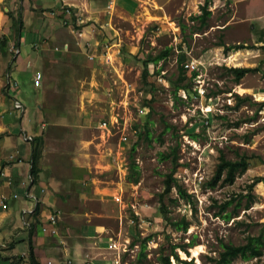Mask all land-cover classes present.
I'll return each mask as SVG.
<instances>
[{
	"label": "rangeland",
	"instance_id": "1",
	"mask_svg": "<svg viewBox=\"0 0 264 264\" xmlns=\"http://www.w3.org/2000/svg\"><path fill=\"white\" fill-rule=\"evenodd\" d=\"M205 1L210 14L201 26L192 16ZM67 2L62 12L70 5L87 30L83 36H68L81 50L52 75L41 122L37 95L28 93L35 113L31 118L45 122L39 124L44 141L34 187L44 190L48 214L57 215L51 252L74 242L88 252L79 254L82 259H75L70 249L60 260L51 254L52 264H87L94 254L105 264H161L160 256L173 244L186 247L187 252L175 249L192 264H210L221 241L240 244L247 235L258 234L262 253L237 256L229 264H264V179L250 189L253 200L246 207L248 184L264 173V105L257 103L264 100V75L247 72L237 82L226 68L254 66L264 57V0H116L111 12L107 0ZM220 41L251 47L226 51ZM167 46L166 57L148 63V80L154 82L148 90L141 76L143 58ZM178 50L194 64L186 68L183 82L195 70L193 86L201 85L205 95L190 98L179 89L181 99L174 98ZM87 53L95 57L89 59ZM235 93L245 96L239 104ZM102 118L108 120L105 126ZM164 121L169 128L164 129ZM174 147L173 175L190 195L189 200L178 197L171 188L163 214L159 194L174 162L159 152ZM236 151L252 155L250 167L232 183L210 186L219 153L235 157ZM131 160L140 172L136 182L128 178ZM232 197L236 199L221 210L220 204ZM182 218L187 224L181 228L176 222ZM15 224L23 225L18 213ZM2 242L0 258L2 250L16 244ZM85 246H92L91 252ZM24 256L13 260L30 264ZM40 263L47 264L46 259Z\"/></svg>",
	"mask_w": 264,
	"mask_h": 264
},
{
	"label": "crops",
	"instance_id": "2",
	"mask_svg": "<svg viewBox=\"0 0 264 264\" xmlns=\"http://www.w3.org/2000/svg\"><path fill=\"white\" fill-rule=\"evenodd\" d=\"M67 1L58 0L54 3L51 0H0V194L4 196L3 201H0V244L2 240L11 243L16 241L12 249L2 250L0 263L3 264H18L13 259L22 255H25L22 259H28L29 235L34 255L41 262L46 259L47 264H52L51 254L57 255L60 260L70 249L75 259H82L79 254L88 252L84 251V245L80 242H74L70 247H60L57 254L51 252L54 244L50 236L56 234L42 230L41 226L49 225L48 203L45 202L44 190L34 187L39 166L36 160L37 169L32 174V139L26 142L23 136L25 133L32 134L33 137L42 134L40 125L45 122L40 124L38 121L42 117L41 106L46 104L45 93L51 87L52 75L59 73L65 63L72 62L71 58L81 50L69 40L68 36L75 37V32H71L62 23L61 5L69 3ZM36 71L42 72L40 86L32 84ZM25 74H28L27 78ZM21 78L27 81L20 83ZM31 92L37 95L38 121L31 118L32 113L35 114L29 100L31 97L28 93ZM17 99L21 107L14 106L13 102ZM14 192L18 193L17 197L13 196ZM23 208L34 210L23 214ZM17 213L23 226L15 224ZM23 219L30 225H24ZM16 247H19L18 251L15 250ZM85 247L91 252L89 248L92 246ZM6 253L8 254L5 255ZM91 256L93 259L86 260L87 264H105V260L96 258L95 254Z\"/></svg>",
	"mask_w": 264,
	"mask_h": 264
},
{
	"label": "trees",
	"instance_id": "3",
	"mask_svg": "<svg viewBox=\"0 0 264 264\" xmlns=\"http://www.w3.org/2000/svg\"><path fill=\"white\" fill-rule=\"evenodd\" d=\"M74 12V11H72ZM210 14V11L207 9V1L201 5V12L198 14H195L192 16L193 18L198 19L199 23L201 26H203L206 21H207V16ZM72 19L75 20V15L72 14ZM17 21V18H16ZM22 23L20 22L19 25ZM219 44L223 45V48L226 51L229 50H237L240 48H249L251 47L249 44L245 42H238L234 44H225L223 41H220ZM264 46V44H262ZM170 46L165 47L164 49H161L159 52L155 54L147 53L146 56L143 58V69L141 72V76L146 84L148 86V90L152 89L154 86V82L148 80L149 75L151 72L148 69V63L150 61L157 63L159 59H162L167 56L170 50ZM162 57V58H161ZM187 56L186 53L182 50H178V55H177V63H178V68H179V73L178 76L175 79L174 82V98L176 99H181L179 95L177 94V90L179 89H184L186 92L187 97L192 96L193 91V77L196 75V71L193 70L190 74L189 82H183V79L186 77V69L183 66V63L186 60ZM264 63V57L259 59V62L254 65V66H229L226 67L234 76L235 80L239 82L240 78L244 76L247 72H252V71H261L262 74L264 75V70H262V64ZM155 73H158V70H156ZM190 81L192 83H190ZM187 83V84H186ZM236 96V104H239L245 99L243 96L239 95L238 93H235ZM259 105H264V100L257 101ZM144 105H147L145 103ZM146 123V121H145ZM169 128V124L164 121V129ZM192 136L194 137L195 134L192 133ZM145 137L147 139H150V131L146 127L145 130ZM32 142V166L30 168L31 173L36 172V160L38 158V155L40 153V147L43 143V135L38 134L34 136L31 140ZM34 144V145H33ZM38 146V147H37ZM134 148V146L132 147ZM39 150V151H38ZM161 158H172L173 160V168L170 169L169 172L166 173L164 177V190L159 194V209L160 211L165 214L166 211V204L164 201V196L167 192L171 190V188H175L178 197L185 198L189 200V193L186 191V189L182 186V184L177 180V178L173 175V172L175 170L176 164H177V153H176V147L171 148L170 151L167 152H159ZM260 157V156H259ZM251 158L252 155L247 154L245 152H235V157H227L223 152H220L218 155V161L215 164V168L213 171V174L208 182L210 186H215L219 181L223 183H232L239 173L244 172L248 167L251 165ZM129 164V172H128V178L131 181L136 182L139 179V170L136 162L134 160H131ZM134 161V162H133ZM260 161L264 162V158L260 157ZM132 164V165H131ZM34 179V178H33ZM264 179V173L262 175H257L253 178V180L248 184V191L246 193L247 196H249V199L246 201V207L250 204V202L253 200L252 194L250 193V189L252 186L259 180ZM242 195V194H240ZM234 199V197L229 198L225 200L222 204H220V209L224 210ZM173 201H176V198H173ZM37 210V209H36ZM231 216L230 211L224 214L225 218H229ZM166 219L168 217L166 216ZM184 218L181 219V222H176V225L178 227H186L187 221ZM184 223V224H182ZM263 243V238L261 234L258 235H247L246 240L244 243L240 244H234L231 242H224L221 241V249L218 252V255L215 257H212V262L210 264H229L230 261H232L233 258L240 256L242 258H248L252 256H258L262 253L261 246ZM176 247H180L182 250L187 252V249L184 245L182 244H173L169 250L168 253L162 254L160 256V261L161 264H172L171 256L173 257L174 261L183 263V264H192L191 260H186L184 258H181L179 256V253L175 249ZM27 258L30 264H41L40 261L36 258L33 252V244L31 241V237L29 235L28 238V248H27ZM13 262H10L11 264Z\"/></svg>",
	"mask_w": 264,
	"mask_h": 264
},
{
	"label": "built area",
	"instance_id": "4",
	"mask_svg": "<svg viewBox=\"0 0 264 264\" xmlns=\"http://www.w3.org/2000/svg\"><path fill=\"white\" fill-rule=\"evenodd\" d=\"M116 0H107V5H106V8H107V11L111 12V9L114 7V4H115ZM72 14L75 15L74 12H72L71 8L69 6H66L64 9H63V18H62V22L65 24V25H69L71 26V30L73 32L76 33L77 36H83V34L86 33L85 31V27L82 26V22H79L78 20V17L75 15V22H73L72 20ZM75 23V24H74ZM65 48H66V45H65ZM12 51H16L14 48H11ZM87 57L89 59H93L95 57V54L94 53H87ZM183 63V66L185 68H192L194 66L192 60H185ZM41 79H42V72L41 71H36L32 77V84L34 86H40L41 85ZM193 88V93H192V97L194 96H203L205 95L204 94V89L203 87L200 85L198 86L197 84H195V86L192 87ZM182 94L184 96H187L186 95V92L184 89H182ZM14 106L15 107H21V103L20 101L17 99V100H14L13 102ZM108 123V120L106 119H102L101 120V124L103 126H105L106 124ZM24 139L25 140H31L32 139V134H29V133H25L24 135ZM11 157L14 158V156L11 155ZM13 196L14 197H17L18 196V193L17 192H14L13 193ZM35 198V196H34ZM4 199V196L2 194H0V201L2 202ZM34 208H23L22 210V213H31L33 212ZM57 215H54V214H50L49 217H48V223L49 225H43L41 226L42 227V230L44 232H48L50 234H56L57 233V228H56V222H57ZM23 223L26 224L27 226L30 225L25 219H23ZM50 262V261H48ZM0 264H3V263H0Z\"/></svg>",
	"mask_w": 264,
	"mask_h": 264
},
{
	"label": "bare ground",
	"instance_id": "5",
	"mask_svg": "<svg viewBox=\"0 0 264 264\" xmlns=\"http://www.w3.org/2000/svg\"><path fill=\"white\" fill-rule=\"evenodd\" d=\"M59 4V3H58ZM74 5V4H73ZM75 6V5H74ZM69 7H70V5H69ZM45 8V7H44ZM62 8V7H61ZM40 10V9H39ZM49 10V9H48ZM79 10V9H78ZM48 14V13H47ZM56 14V13H55ZM63 15V14H62ZM57 16V15H56ZM77 16V15H76ZM59 17H61V16H59ZM85 17V16H84ZM91 22V21H90ZM87 23V22H86ZM100 24V23H99ZM111 24V23H110ZM63 25V24H62ZM64 26V25H63ZM103 26V25H102ZM66 27V26H65ZM98 27V26H97ZM69 28H71L70 26H69ZM89 29V28H88ZM85 30H87V28L85 29ZM72 31V30H71ZM96 31V30H95ZM88 32V31H87ZM76 34V33H75ZM93 34V33H92ZM88 37V36H87ZM86 37V38H87ZM45 39V38H44ZM94 39V38H93ZM80 40V39H79ZM86 40V39H85ZM42 43H43V41H41ZM44 42H45V40H44ZM84 42V41H83ZM92 42V41H91ZM82 44H84V43H82ZM93 44V43H92ZM101 44V43H100ZM38 45V44H37ZM102 45V44H101ZM112 45V44H111ZM84 47H85V45H84ZM97 47V46H96ZM18 48V47H17ZM58 49V48H57ZM86 49V48H85ZM84 49V50H85ZM89 49V48H88ZM98 49V48H97ZM96 49V50H97ZM95 50V51H96ZM180 51V50H179ZM99 52H101V51H99ZM116 52V51H115ZM11 54V53H10ZM16 54V53H15ZM14 54V55H15ZM97 54V53H96ZM114 54V53H113ZM105 55V54H104ZM111 55V54H110ZM107 56V55H106ZM109 56V55H108ZM109 57H111V56H109ZM162 58V57H161ZM13 59V58H12ZM186 69V68H185ZM191 73V72H190ZM158 74V73H157ZM9 76V75H8ZM190 78V77H189ZM1 79H2V77H1ZM9 82V81H8ZM15 82V81H14ZM17 82V81H16ZM190 83H192L191 81H190ZM14 84V83H13ZM187 84V83H186ZM126 97V96H125ZM127 98V97H126ZM142 100V99H141ZM144 101V100H143ZM127 104V103H126ZM140 105V104H139ZM143 105V104H142ZM139 108V107H138ZM136 109V108H135ZM111 111H112V109H111ZM142 111V110H141ZM140 114H142V113H140ZM110 115V114H109ZM120 115V114H119ZM113 116H115L114 114H113ZM128 117V116H127ZM116 118H117V116H116ZM103 119V118H102ZM95 120V119H94ZM101 120V119H100ZM107 120V119H106ZM118 121H120L119 119H118ZM127 121V120H126ZM101 122V121H100ZM99 122V123H100ZM95 123V122H94ZM115 123V122H114ZM140 123V122H139ZM141 124V123H140ZM98 125H100V124H98ZM125 125V124H124ZM130 126H131V124H130ZM132 126H133V124H132ZM103 127V126H102ZM116 127H118V126H116ZM172 127V126H171ZM119 128V127H118ZM134 128V127H133ZM132 128V129H133ZM130 129V128H129ZM119 130V129H118ZM126 132V131H125ZM127 132H128V130H127ZM135 132H137V131H135ZM132 133H134V132H132ZM136 135H137V133H136ZM134 136V135H133ZM138 137V136H137ZM120 138V137H119ZM24 140V139H23ZM26 141V140H25ZM27 142V141H26ZM129 142V141H128ZM34 145V144H33ZM133 145V144H132ZM42 146V145H41ZM38 147V146H37ZM41 150V149H40ZM33 151V150H32ZM39 151V150H38ZM165 153V152H164ZM40 154V153H39ZM172 159V158H171ZM132 162V161H131ZM134 162V161H133ZM177 162V161H176ZM132 165V164H131ZM163 190V189H162ZM161 193V192H160ZM185 221V220H184ZM25 225V224H24ZM23 226V225H22ZM182 228V227H181Z\"/></svg>",
	"mask_w": 264,
	"mask_h": 264
}]
</instances>
